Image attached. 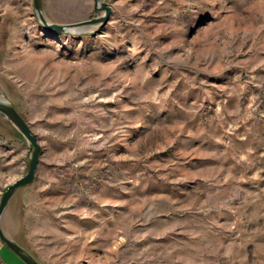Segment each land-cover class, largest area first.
Masks as SVG:
<instances>
[{"label": "rangeland", "instance_id": "rangeland-1", "mask_svg": "<svg viewBox=\"0 0 264 264\" xmlns=\"http://www.w3.org/2000/svg\"><path fill=\"white\" fill-rule=\"evenodd\" d=\"M102 1L59 33L0 0V98L40 145L1 230L40 264H264V0ZM29 161L0 112V198Z\"/></svg>", "mask_w": 264, "mask_h": 264}, {"label": "water", "instance_id": "water-1", "mask_svg": "<svg viewBox=\"0 0 264 264\" xmlns=\"http://www.w3.org/2000/svg\"><path fill=\"white\" fill-rule=\"evenodd\" d=\"M94 9H103L104 13L101 16L73 22V23H56L49 21L43 13L42 0H32L34 13L39 19L40 23L55 32H82L87 26L93 23H105L108 20L110 8L102 0H93ZM0 112L9 119L16 128L21 132L23 137L30 145V161L27 172L11 183L0 198V218L6 203L14 192L21 186L29 184L33 181L35 176V170L39 161L40 145L37 141L36 135L31 130L29 124L22 118V116L16 111V109L10 105L4 98H0ZM0 241L7 246L17 257H19L25 264H40L29 253H27L20 245L6 236L0 227Z\"/></svg>", "mask_w": 264, "mask_h": 264}]
</instances>
